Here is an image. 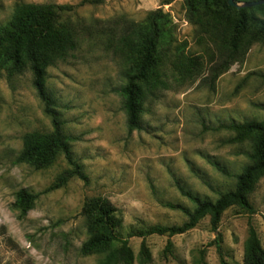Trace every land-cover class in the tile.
<instances>
[{
  "label": "rangeland",
  "instance_id": "rangeland-1",
  "mask_svg": "<svg viewBox=\"0 0 264 264\" xmlns=\"http://www.w3.org/2000/svg\"><path fill=\"white\" fill-rule=\"evenodd\" d=\"M30 4L78 5L73 13H62L60 22L91 28L95 34L79 29L82 41L77 48L49 63L44 75L63 130L74 137L73 156L88 180L73 177L60 188H50L69 167L63 154L45 168L17 161L25 136L50 133L53 123L34 85L30 63L18 69L1 66L0 264H100L105 254L81 253L90 236L82 207L93 197L108 199L117 208L122 221L118 233L129 238L133 264H142L143 240L151 254L148 264H220L217 241L229 263L243 264L250 223L264 247V176L250 194L254 212L230 206L217 231L207 215L172 237H129L152 225L187 220L181 209L170 206L195 207L177 182L202 198L216 199L235 187L236 176L250 163L256 137L218 128L264 121V37L255 38V25L244 39L252 41L245 55L218 74L230 49L221 32L205 33L189 18L186 0H0V26ZM158 9L169 15L174 29L166 45L174 55L163 71L168 85L146 96L142 129L130 132L119 90L134 72L135 59L104 42L110 24L118 29L124 20L138 25ZM254 14L264 17L260 11ZM235 17L233 10L229 19ZM21 189L38 194L24 219L13 207ZM169 239L173 249L166 254Z\"/></svg>",
  "mask_w": 264,
  "mask_h": 264
},
{
  "label": "trees",
  "instance_id": "trees-1",
  "mask_svg": "<svg viewBox=\"0 0 264 264\" xmlns=\"http://www.w3.org/2000/svg\"><path fill=\"white\" fill-rule=\"evenodd\" d=\"M91 3H101L105 0H83ZM189 18L205 33L221 32L224 44L230 49L228 58L217 68V73L227 70L239 56H244L251 42L244 41L250 25H255V38L264 37V17H257L254 11L264 15V4L254 7L235 8L228 0H186ZM237 2L253 0H236ZM82 3V2H81ZM78 5L71 4H30L24 6L15 18L8 24L0 26V68L11 65L18 69L28 61L34 73V85L39 97L44 102L45 112L51 117L53 130L50 133L31 132L25 136V145L17 161L26 162L36 168L51 166L63 154L69 167L58 174L55 183L50 187L60 188L73 177L87 181L88 176L83 165L72 153L71 142L74 137L63 129L61 113L56 108L55 98L45 86V67L53 60L64 58L67 52L77 48L80 30L88 36L95 35L91 28L76 27L68 21H62L63 14H71ZM236 17L230 20L231 11ZM162 9L150 12L140 24L130 21L121 22L120 28L110 24L108 37L104 42L107 48L113 49L125 58H134V72L128 74V82L121 86L124 96V107L127 113L128 131L142 129L143 103L146 96L155 89L168 85L165 80L164 66L172 61L173 51L170 45L173 35L172 20ZM118 22H116L117 24ZM246 44V45H245ZM171 52V53H170ZM181 57L179 53L175 54ZM174 63V62H173ZM1 75V69H0ZM218 129H228L237 132L239 136H255V144L250 154V163L236 176L235 187L220 193L216 199L202 198L176 183L181 194L190 199L194 208L187 209L180 205H171L181 209L187 220L181 225H152L139 232H132L129 237L146 238L151 234L172 237L194 228L199 221L210 215L213 230L217 231L225 209L238 205L246 212L253 213L250 194L258 180L264 176V121H245L221 125ZM222 172L225 170L220 169ZM38 194L27 189L16 193L13 207L18 211V217L24 219L34 208ZM82 214L88 218L90 236L82 244L81 253L91 255L105 254L100 264H133L134 251L129 246V238L121 237V218L117 208L108 200L101 197L86 199ZM220 236V234H218ZM173 242L169 239L166 254L172 252ZM140 249L142 264L151 261V254L146 241L143 240ZM220 241L217 248L220 264H231L223 256ZM243 264H264V247L256 229L249 224V237L246 242Z\"/></svg>",
  "mask_w": 264,
  "mask_h": 264
},
{
  "label": "water",
  "instance_id": "water-1",
  "mask_svg": "<svg viewBox=\"0 0 264 264\" xmlns=\"http://www.w3.org/2000/svg\"><path fill=\"white\" fill-rule=\"evenodd\" d=\"M228 3L229 5L234 6L236 8H242V7H254V6L264 4V0L245 1L241 4H239L235 0H228Z\"/></svg>",
  "mask_w": 264,
  "mask_h": 264
}]
</instances>
